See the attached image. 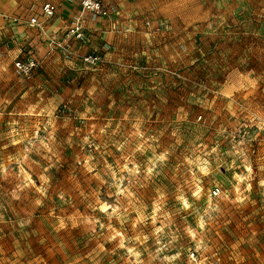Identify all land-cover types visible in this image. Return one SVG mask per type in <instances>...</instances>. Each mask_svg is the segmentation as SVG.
<instances>
[{
  "label": "rangeland",
  "instance_id": "rangeland-1",
  "mask_svg": "<svg viewBox=\"0 0 264 264\" xmlns=\"http://www.w3.org/2000/svg\"><path fill=\"white\" fill-rule=\"evenodd\" d=\"M101 1L96 63L0 37V264H264V0Z\"/></svg>",
  "mask_w": 264,
  "mask_h": 264
},
{
  "label": "crops",
  "instance_id": "crops-1",
  "mask_svg": "<svg viewBox=\"0 0 264 264\" xmlns=\"http://www.w3.org/2000/svg\"><path fill=\"white\" fill-rule=\"evenodd\" d=\"M45 2L54 6L55 15L46 23L42 21V27H38L32 23L41 22L44 18L41 7ZM80 12V0H0V37L2 42H12V45L15 43L19 47L31 44L39 49L37 55L42 58L50 48L47 47V39L52 36V44L57 43V39L64 35ZM84 18L86 35L81 42H73L70 49L79 57L98 55L102 50L107 54L109 42L113 38L110 29L117 23L116 19L88 12H85ZM43 49L45 53L41 52Z\"/></svg>",
  "mask_w": 264,
  "mask_h": 264
},
{
  "label": "built area",
  "instance_id": "built-area-1",
  "mask_svg": "<svg viewBox=\"0 0 264 264\" xmlns=\"http://www.w3.org/2000/svg\"><path fill=\"white\" fill-rule=\"evenodd\" d=\"M81 12L77 15V18L73 24L64 33V40L70 38L82 40L84 39L86 33L84 28V14L88 12L93 15L107 16L108 9L101 0H80ZM43 13L52 17L55 14V8L51 3L47 2L42 6ZM86 62L96 63L100 60L99 55H87L84 57ZM18 69L25 73H30V71L38 65V62L31 57L25 58L23 60H18L15 62Z\"/></svg>",
  "mask_w": 264,
  "mask_h": 264
}]
</instances>
